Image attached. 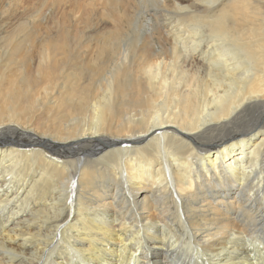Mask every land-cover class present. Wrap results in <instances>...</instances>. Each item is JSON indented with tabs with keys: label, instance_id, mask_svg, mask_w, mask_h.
<instances>
[{
	"label": "bare ground",
	"instance_id": "obj_1",
	"mask_svg": "<svg viewBox=\"0 0 264 264\" xmlns=\"http://www.w3.org/2000/svg\"><path fill=\"white\" fill-rule=\"evenodd\" d=\"M46 1L0 0V264H264V0Z\"/></svg>",
	"mask_w": 264,
	"mask_h": 264
},
{
	"label": "rangeland",
	"instance_id": "obj_2",
	"mask_svg": "<svg viewBox=\"0 0 264 264\" xmlns=\"http://www.w3.org/2000/svg\"><path fill=\"white\" fill-rule=\"evenodd\" d=\"M20 2L18 3V9L21 10H26L28 12H33L32 14H35L34 10H39L42 8V2L46 1V0H19ZM103 1V0H102ZM47 2V1H46ZM89 2V3H88ZM84 5H86L89 9H90V14H92V10H95V12H99V8H101V5H104V2H101L99 0H79L77 3V11L76 13L80 16H82V13L84 11ZM102 9V8H101ZM98 10V11H97ZM262 11L264 12V6L262 7ZM93 12V13H95ZM95 13V14H96ZM17 15V14H16ZM93 16H95L94 14H92ZM23 15H18V17H22ZM20 22H23L24 19H20ZM16 28H19V31L16 34V37L20 36L24 30L22 29L21 26H18ZM25 36H23L24 39ZM85 52H87L85 50ZM83 53H79V55H82ZM32 147V146H31ZM29 147V148H31ZM27 147L22 146L21 149H26Z\"/></svg>",
	"mask_w": 264,
	"mask_h": 264
}]
</instances>
